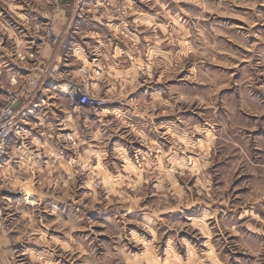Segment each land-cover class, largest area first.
<instances>
[{"label":"rangeland","instance_id":"rangeland-1","mask_svg":"<svg viewBox=\"0 0 264 264\" xmlns=\"http://www.w3.org/2000/svg\"><path fill=\"white\" fill-rule=\"evenodd\" d=\"M41 1L0 0V108L50 40L104 105L38 95L47 140L21 144L64 169L2 171L0 264H264V0H88L83 25L80 0Z\"/></svg>","mask_w":264,"mask_h":264},{"label":"built area","instance_id":"built-area-1","mask_svg":"<svg viewBox=\"0 0 264 264\" xmlns=\"http://www.w3.org/2000/svg\"><path fill=\"white\" fill-rule=\"evenodd\" d=\"M41 55L35 48H28L25 51H18L15 56L21 68L17 65L13 67L15 71L9 78L6 100L0 108V162L7 155L8 145L12 139L24 141L43 124L40 118L31 117V113L38 95L47 83L64 80L63 95L70 97L80 106L97 108L104 105L103 99L91 96L88 91L92 81L90 79L93 78L94 73H100L98 69L96 71L84 69L81 80L64 79L59 68L49 61L46 63ZM32 62H34L33 66ZM22 98H25V101L18 106Z\"/></svg>","mask_w":264,"mask_h":264},{"label":"crops","instance_id":"crops-1","mask_svg":"<svg viewBox=\"0 0 264 264\" xmlns=\"http://www.w3.org/2000/svg\"><path fill=\"white\" fill-rule=\"evenodd\" d=\"M80 1L81 2H79V3L77 2L78 4H76L73 7V15H75V22L74 23L70 22L68 25H73V24L74 25H83V21H84L83 14H84V12H82V11H84L86 6H88V5H86V3H87L86 1H88V0H80ZM36 2H38V1H36ZM47 3H48V1H47ZM13 6L16 10H20L22 8L21 5H17V4H14ZM12 7H10V10ZM28 7H30V5ZM36 9L38 10V8H36ZM86 10L90 11V8H88V9L86 8ZM25 12L26 13H22L20 11V14L25 15L26 18H27V15H29V17H32V21H31V19H27L28 24L32 23V25H48L47 21H49V19L44 17V15H41L42 17H40L38 14L33 13L35 11H33L31 9L28 10V8H27V11H25ZM33 18H35V19H33ZM76 30H77V28H76ZM90 31L95 32V33L98 32L95 29H90ZM67 34L68 33H66L65 42L70 41V43L75 44V45L80 44L78 41H74L75 38H73L72 35L68 36ZM41 41H45V39L44 38H41V39L34 38L33 40H31L29 42L32 44H40ZM50 41L46 42V44L44 45L45 46V49H44L45 57L49 60V62H51L52 65H56L58 68H61V67L63 68V66H62L63 57H62L61 52L59 51L63 41L60 42V44L54 43L52 40H50ZM56 44L58 45V47H56L57 46ZM65 64H68V63H65ZM76 70L77 69L74 68L73 73L76 72ZM50 83L54 84L55 82L52 81ZM43 91H44V89H43ZM42 92L40 93L41 97H43ZM37 100H36V105L34 107H32L31 117H36L37 116L36 113H38V110H42L41 107L44 104V101L38 102ZM32 134H34V136L31 137V142H34V141L38 142V141H43V140L46 141L47 140L46 137H43L44 135H39L36 131ZM57 139H58V137H57ZM23 142L24 141L21 142L19 140L12 139L8 145L7 155L0 162V174L2 173V171H4L7 168H8V170H10V172H9V175H10L9 176V184H10L9 187L12 186L13 182H14V184L17 182H20L19 176L17 174L25 173L26 177H29V174L35 177L36 168L40 169L41 171H44V169H47L48 166L51 165L53 168V171H56V173H59V168H60V172L63 173L64 156L61 155L63 153V151H61V150L59 151L57 149L56 151H54L52 157H49V160H47L45 162H41L40 160L37 159L38 156H37V154L34 153L33 150L31 151L25 147V144L24 145L21 144ZM30 182L31 181L28 178H26L25 181L21 182V183H24V185L20 186L19 188L20 189L29 188L30 186L27 184H29ZM32 184H35V183L32 182ZM33 187H34V185H33Z\"/></svg>","mask_w":264,"mask_h":264},{"label":"clouds","instance_id":"clouds-1","mask_svg":"<svg viewBox=\"0 0 264 264\" xmlns=\"http://www.w3.org/2000/svg\"><path fill=\"white\" fill-rule=\"evenodd\" d=\"M101 264H104V262L102 261ZM117 264H118V262H117Z\"/></svg>","mask_w":264,"mask_h":264}]
</instances>
